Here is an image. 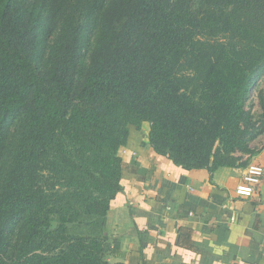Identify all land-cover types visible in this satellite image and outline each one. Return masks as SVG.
Listing matches in <instances>:
<instances>
[{
    "label": "trees",
    "instance_id": "trees-1",
    "mask_svg": "<svg viewBox=\"0 0 264 264\" xmlns=\"http://www.w3.org/2000/svg\"><path fill=\"white\" fill-rule=\"evenodd\" d=\"M259 85L264 0H0V264H123L130 128L175 166L233 167L260 150Z\"/></svg>",
    "mask_w": 264,
    "mask_h": 264
},
{
    "label": "crops",
    "instance_id": "crops-1",
    "mask_svg": "<svg viewBox=\"0 0 264 264\" xmlns=\"http://www.w3.org/2000/svg\"><path fill=\"white\" fill-rule=\"evenodd\" d=\"M148 131L147 123L130 128L120 150L123 191L106 219L112 262L264 264V175L252 197L235 195L250 163L264 169V144L239 165L210 172L156 154Z\"/></svg>",
    "mask_w": 264,
    "mask_h": 264
},
{
    "label": "built area",
    "instance_id": "built-area-1",
    "mask_svg": "<svg viewBox=\"0 0 264 264\" xmlns=\"http://www.w3.org/2000/svg\"><path fill=\"white\" fill-rule=\"evenodd\" d=\"M264 175V169L258 163H250L245 173L235 188V195L239 198H250L260 184Z\"/></svg>",
    "mask_w": 264,
    "mask_h": 264
},
{
    "label": "rangeland",
    "instance_id": "rangeland-1",
    "mask_svg": "<svg viewBox=\"0 0 264 264\" xmlns=\"http://www.w3.org/2000/svg\"><path fill=\"white\" fill-rule=\"evenodd\" d=\"M259 89H264V86L263 85H259L258 87L254 88V90L252 92V95H251L250 99L248 100L247 107H246V110H250L252 112L255 120L260 115V109H259L258 100H257V92H258ZM255 126L258 127V125H255ZM263 144H264V133L258 135L254 139V141L251 142L250 146L254 150H259V148H261V146ZM236 156L239 157L240 161H241V159L244 156H246V155L237 154Z\"/></svg>",
    "mask_w": 264,
    "mask_h": 264
}]
</instances>
